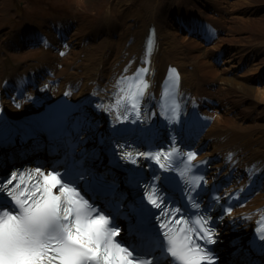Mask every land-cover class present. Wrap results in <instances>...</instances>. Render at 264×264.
I'll list each match as a JSON object with an SVG mask.
<instances>
[{
	"label": "bare ground",
	"instance_id": "1",
	"mask_svg": "<svg viewBox=\"0 0 264 264\" xmlns=\"http://www.w3.org/2000/svg\"><path fill=\"white\" fill-rule=\"evenodd\" d=\"M78 3H85L88 0H76ZM143 0L138 1L136 9L132 7L128 9L131 13L127 14L128 20L124 26L117 30L116 40L111 39L113 22V9L108 7L103 18L102 24H106L108 28L104 29L103 33L107 35L106 39L98 41L95 44L82 46L81 41L72 37L71 42L78 44V50H74L75 56L70 68H64L61 71L55 69L56 79L58 84L54 85V89L49 86L34 85L32 89L22 92V97L17 103L20 105H13V103L3 100L0 95V116L14 132L16 137L26 136L27 131L31 132L34 129H43V120L50 118L49 115L53 112L52 104L55 99L62 94H69L74 97V101L79 100L76 108L71 109V115L75 121L81 122L92 127L91 131H81L77 128L81 139L85 141L87 146H90L94 152H97V143L101 139L112 138L114 129L119 127L120 121L114 114L113 105L119 101V108L121 109V97L124 95L120 91L121 88H126L128 82V75L137 69L144 58V40L150 25L154 24L157 27V37L155 43L158 44V50L151 54V66L153 67L151 85L143 99L142 110L145 116H151L155 119L150 126L153 132H159V125L157 123L162 116L165 117V103L159 99L160 81L165 74L169 64H175L182 70L181 87L185 100H188L184 107H180V118L182 123L191 122L196 119L195 111L199 112L201 109L198 103L195 104L190 101L192 99L191 92L194 87L193 71H196L197 65L194 60L184 52V43L190 42L189 48L197 49L198 57L205 58L212 49L216 50L224 46V41L221 38L217 39L210 46H204L202 43L180 35L179 32L173 30V25H165L164 18L166 14L164 0H152L146 4ZM243 1L236 0L235 4H243ZM126 9V7H124ZM202 39H206L203 34H200ZM188 48V47H187ZM245 54L241 50L234 52L224 62L227 64L222 69H217L211 60H206L205 64L208 67L207 73L220 80V84L216 95L219 98V104L214 107L217 116L214 123L210 126L207 133L200 132L195 139V149L198 153H202L205 143L208 138L212 139L208 144V149L200 158L209 155H216L219 150L237 149L240 154L248 160H254L261 168V173L258 176V194L255 198H251L246 204L243 202L235 208L233 216L234 220L227 224L225 228L229 230L226 235L222 234L221 242L226 245L227 249L238 250L243 247L242 255L247 253V246L249 245L252 233L258 227V221L261 216H264V188L261 186L264 179V132L257 130L255 124H252V118L247 116L245 108L241 104L235 114L234 120L229 118V105L224 104L222 94L228 100L229 104L237 103V99L232 96L239 94L254 95L257 101L264 102V60H252L250 68L245 71L247 73L236 74V70L243 62ZM55 57V55H54ZM249 60V59H247ZM192 67V69H190ZM216 68V69H215ZM17 74L9 75V80L16 78ZM242 77V78H240ZM245 77V78H243ZM254 79V85L250 86L249 81ZM215 81V80H214ZM24 82V80L22 81ZM0 77V94H3L2 87L4 85ZM42 84V83H41ZM71 85V86H68ZM6 92H9L7 90ZM18 92L21 90L18 89ZM41 101V105H38ZM167 103V102H166ZM235 106V105H234ZM93 120L96 125H93ZM98 121V124H97ZM201 125L204 129L207 128V120L204 118ZM90 123V124H89ZM220 124H222L221 127ZM32 126V127H31ZM156 126V128H155ZM56 126L52 124V128ZM195 128H191L190 131ZM43 138L45 132L42 131ZM19 139V138H17ZM20 140V139H19ZM39 144L36 143V145ZM21 146V145H20ZM234 160V159H231ZM103 161V163H106ZM216 169L213 173L222 176L226 175L228 178H241L243 180L230 184V190L234 189L243 195V188L251 179L249 173H242L239 170H232L231 165L226 164L223 160L215 163ZM217 177V176H216ZM218 179V178H216ZM261 194V195H259ZM247 197L249 194L246 195ZM241 224L240 228L236 227ZM243 227H245L243 229Z\"/></svg>",
	"mask_w": 264,
	"mask_h": 264
},
{
	"label": "snow or ice",
	"instance_id": "2",
	"mask_svg": "<svg viewBox=\"0 0 264 264\" xmlns=\"http://www.w3.org/2000/svg\"><path fill=\"white\" fill-rule=\"evenodd\" d=\"M138 71L144 73L147 69ZM128 79L133 82L120 89L124 93L121 100L125 107L121 110L117 101L109 110L114 109L119 121L135 118L144 122L141 101L147 81L135 74ZM170 111L168 118L173 123L178 122L179 104L174 102ZM114 131L119 133L123 129ZM115 147L121 150L117 154L123 160L139 164V158L143 157L148 162L147 167H152L153 162L156 164L157 171L144 190V199L157 210L153 214L155 225L137 231L133 223L135 217H130L127 225L122 224L120 217L126 213L120 202L111 206L94 198L87 191L89 185L81 182L80 173L71 169L36 168L35 182L27 186H22L23 180L13 182L18 176L13 171L10 179L0 182V264H169V261L204 264L216 259L206 246L216 241V230L209 223L211 217L197 216V227H181L188 224V218L182 206L170 201L165 191L179 185L185 201L201 208L197 198L207 183L206 178L193 177L191 164L179 170L172 163L174 157L185 154L171 145L155 151H129L123 143ZM197 155L190 150L186 159L192 161ZM142 208L146 219L149 209ZM134 232L135 242L128 239ZM189 232L192 235H188Z\"/></svg>",
	"mask_w": 264,
	"mask_h": 264
},
{
	"label": "rangeland",
	"instance_id": "3",
	"mask_svg": "<svg viewBox=\"0 0 264 264\" xmlns=\"http://www.w3.org/2000/svg\"><path fill=\"white\" fill-rule=\"evenodd\" d=\"M139 0H88L85 3H78L76 0H0V76H6L14 72H19L33 64L38 51L20 46V38L17 30L20 25L31 18L73 16L79 19V33L81 37H88L89 42L97 38L102 39V30L105 27L99 18L104 11L111 6L115 12L113 19L116 27L120 26L123 16L126 14L124 9L126 4L137 5ZM152 0H143L146 4ZM236 0H164V7L170 9L171 6L177 8L193 9L201 14L205 19L219 23L222 33L221 40L224 46L241 45L250 47V56L257 60H264V0H247L243 4H235ZM133 2V3H132ZM121 4V5H120ZM121 7V11L118 8ZM215 8L225 9L231 14L220 17ZM201 11V12H200ZM204 15H203V14ZM167 16L169 22L170 15ZM45 19V18H44ZM167 21L165 23H167ZM178 29V28H177ZM178 31V30H177ZM182 36L185 33L178 31ZM256 42V43H255ZM185 54L190 56L191 62L194 60L197 65L196 71L192 72L194 82L202 85L211 77L206 71L205 64L207 57L199 58L197 49L189 48L191 43H184ZM254 45V46H253ZM188 47V48H187ZM238 48V47H237ZM78 47H76V51ZM212 50V49H211ZM210 50V51H211ZM19 55L11 58L10 55ZM52 55V53L50 54ZM73 55L70 54L65 60L64 67L69 68ZM249 56V57H250ZM192 69V67H190ZM254 80L248 82L254 85ZM235 98L241 103L252 118V124L256 129L264 132V102L257 101L252 94H239Z\"/></svg>",
	"mask_w": 264,
	"mask_h": 264
}]
</instances>
